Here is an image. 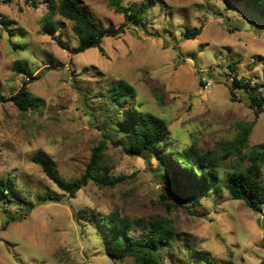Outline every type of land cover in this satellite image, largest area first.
Returning a JSON list of instances; mask_svg holds the SVG:
<instances>
[{
    "label": "rangeland",
    "instance_id": "1",
    "mask_svg": "<svg viewBox=\"0 0 264 264\" xmlns=\"http://www.w3.org/2000/svg\"><path fill=\"white\" fill-rule=\"evenodd\" d=\"M80 1L102 25L123 21L111 0ZM121 2L143 3L146 10L120 34L104 36L101 48L77 53L69 50L78 43L70 19L55 13L58 29L43 31L47 0H37V6L25 0L0 4L7 23L0 28V97L16 92L27 78L14 62L25 63L32 74L42 71L27 84L36 104L20 110L0 100V180L11 178L33 205L23 217L10 218L7 210L17 212L18 204L0 201V264H140L133 256L107 255L99 235L104 227L98 230L82 216L84 207L131 221L167 216L183 237L160 249L163 264H198V254L213 264H264V204L254 210L224 185L228 172L247 166L257 148L264 182V111L249 106L247 87L232 85L236 75L251 86L259 83L264 95V6L244 0ZM199 26L194 38L183 36ZM119 79L135 89L120 108L134 104L164 118L172 150L194 145L219 159L250 127L240 152L217 163V189L195 203L191 195L177 199L166 192L164 167L156 159L127 154L117 144L120 135L111 138L113 130L102 127L112 111L107 87ZM103 133L109 173L126 175L113 186L89 180L69 196L31 159L43 150L61 176L78 177ZM170 162L189 189L192 177L179 161ZM45 193H59L61 200L40 202L37 195ZM144 229L132 224L130 231L140 235Z\"/></svg>",
    "mask_w": 264,
    "mask_h": 264
},
{
    "label": "trees",
    "instance_id": "2",
    "mask_svg": "<svg viewBox=\"0 0 264 264\" xmlns=\"http://www.w3.org/2000/svg\"><path fill=\"white\" fill-rule=\"evenodd\" d=\"M32 6H37V0H25ZM230 1V0H225ZM237 1V0H232ZM252 5L264 6V0H244ZM115 10L123 14V21L119 24L109 23L102 25L80 0H47L46 11L41 16L42 29L44 32H55L58 23L53 19L55 13L72 21L71 28L78 36L77 45L69 49L72 53L84 51L93 46H100L104 36H116L120 34L130 23L137 22L146 10V6L133 3L125 7L121 0H111ZM7 23L3 20V25ZM201 31V26L187 28L183 32L185 38H194ZM64 47L66 46L61 43ZM13 68L28 75L24 79L16 92L0 100H11L20 109L26 110L32 104H36L37 99L30 96L28 82L38 78L42 71L35 74L30 73L25 63L14 62ZM47 68H49L47 66ZM233 69L232 66H230ZM233 86L247 87V97L249 106L255 107L259 111H264V95L258 91L259 83L250 85L249 80H243L236 75L232 78ZM108 98L112 111L105 119L103 129L113 130L114 136L120 135L117 144L121 149L130 155H137L156 159L163 170L161 176L166 192H174L176 198L191 195L192 202H198L201 196L210 189H217L219 160L225 158L230 152H240L246 144L249 128H244L242 140H237L230 149L224 147L225 153L218 159L209 157L208 151L199 152L194 145L183 149L172 150L168 148L170 130L164 118L150 112L138 109L134 104L121 109L120 106L130 97L135 95V89L131 83L124 79H119L107 87ZM99 141L91 148L90 157L85 165L83 173L75 178H65L61 176L52 159L45 151L39 150L31 156L33 162L38 163L43 172L69 196H74L75 192L85 185L89 180H94L99 185L113 186L117 182L124 180L126 175H112L109 173L110 167L105 160V149L107 147V133H103ZM240 136V135H239ZM262 150L257 148L249 154V164L241 169L229 171L224 183L228 194L232 198L243 199L250 208L261 211L264 204V182L261 178ZM171 160H177L182 165V171L189 174L193 179V185L184 190L178 173L174 172ZM181 172V171H180ZM166 197L165 192L161 194ZM40 202L48 199L61 200L59 193H45L37 195ZM0 201L5 203L18 204V210L10 211V218L23 217L27 214L32 202L24 196L16 187L11 178L0 180ZM82 216L86 217L90 223L96 224L98 230L100 226L104 230H99L100 238L103 240V248L108 256L113 260H121L127 256H133L140 264H163L160 261V249L169 245L174 239L183 237L179 233L171 220L164 215H158L150 219L128 220L127 217H119L111 212L106 215H97L88 207L83 208ZM132 224L145 227L140 235L131 234ZM264 226V225H263ZM186 244L190 245V241ZM198 264H213V260L203 254L196 255ZM229 264H236L228 261Z\"/></svg>",
    "mask_w": 264,
    "mask_h": 264
},
{
    "label": "built area",
    "instance_id": "3",
    "mask_svg": "<svg viewBox=\"0 0 264 264\" xmlns=\"http://www.w3.org/2000/svg\"><path fill=\"white\" fill-rule=\"evenodd\" d=\"M8 0H0V4L7 2ZM3 20H4V15L2 14V12L0 11V28L3 26ZM3 202V201H1ZM5 203V202H3ZM6 205H8L9 203H5ZM18 210V208H17Z\"/></svg>",
    "mask_w": 264,
    "mask_h": 264
},
{
    "label": "water",
    "instance_id": "4",
    "mask_svg": "<svg viewBox=\"0 0 264 264\" xmlns=\"http://www.w3.org/2000/svg\"><path fill=\"white\" fill-rule=\"evenodd\" d=\"M247 26H249V24L247 23Z\"/></svg>",
    "mask_w": 264,
    "mask_h": 264
}]
</instances>
